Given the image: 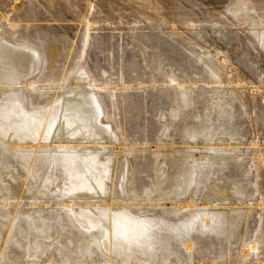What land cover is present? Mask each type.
Listing matches in <instances>:
<instances>
[{"label": "rangeland", "instance_id": "374dc122", "mask_svg": "<svg viewBox=\"0 0 264 264\" xmlns=\"http://www.w3.org/2000/svg\"><path fill=\"white\" fill-rule=\"evenodd\" d=\"M245 3L246 12L242 13L231 11L229 0H0V32L13 41L28 44L39 55L35 70L24 78L33 83L23 89L27 110L42 107L56 91L60 94L69 85L73 86L82 74L85 78L82 83L90 87L92 97L99 104L100 125L110 133L111 143L101 141L94 148L96 160L122 159L124 178L119 185V201L126 202L129 213L175 220L176 217L155 204L167 202L177 186L180 187L176 175L179 164L182 167L186 159L193 163L195 170L191 189L196 186L195 196L187 194L190 197L186 199H196L197 207L202 206L200 194L209 188L212 176L217 173L220 182L215 191H224L229 194L228 201L242 204L237 205L243 209L239 211L242 220L235 232L229 220L233 212H214V217L224 216L221 225L217 224L219 228L211 225L218 230H212L211 226L204 228L198 221L190 235L178 238L182 242L175 241L177 250L173 259L162 261L161 249H156L149 256L139 257L132 252L123 261L112 257L111 264H172L173 261L174 264H201L204 258L214 259L218 255L219 260L226 258L229 264H264V21H256L264 15V0H245ZM216 69L221 70V85L215 82ZM227 95L234 96V102L230 100L232 105L225 109H232L230 112L234 115L230 113L229 117L228 113L226 120L212 117V120L196 123L194 114L200 116L204 107L227 100ZM199 125L209 127L206 131L214 130V139L210 138L213 143H208L205 133L197 135L191 131V136L187 137L182 133L185 126L197 130ZM222 130H235L239 138L235 134L222 139L223 135L218 134ZM7 132L0 138V173L8 172V176L0 177L3 184L0 246L12 216L15 215V219L6 246L0 252V264H53V261L82 264L84 257L76 254L85 233L72 228L62 211L55 209L54 204L58 205L55 199L39 200L32 205L27 197L29 192L25 191L14 213L17 195H9L12 185L24 181L25 155L34 172L27 181L30 186L27 190L40 184L44 178L38 174L45 168L54 181L46 194H58L59 190L63 194L70 192V187L66 188V177L60 172V149L51 147V141H43L40 149L34 143L10 145L12 133ZM222 140L228 145L220 146L224 144ZM47 144L49 148L43 147ZM17 145L26 149H18ZM221 147H228L225 151L228 156L232 154V158L219 168L204 157L225 152H220ZM207 169L209 174L205 176ZM161 173L174 175L172 187L165 192L159 184ZM10 175L15 181H10ZM4 198L12 203L3 206ZM77 199L84 202L86 198ZM97 200L99 198H94ZM47 202L50 204H45ZM249 203L253 205L250 209ZM119 206L114 209L120 210L122 205ZM97 207L91 209L99 210ZM25 212L34 226L49 229L46 236L32 234V225L20 215ZM58 212L62 214L65 227L62 220L56 218ZM195 212L184 211L181 217ZM210 212L203 218L208 224L214 222ZM98 230L99 227L92 231ZM58 233L60 241L52 239ZM159 234L166 245L172 240L166 231ZM65 236L71 238V245L65 242ZM89 239L94 240L92 236ZM35 241L42 249L35 247ZM158 241L152 238V242ZM246 242L256 248L247 250ZM92 247L95 254L90 259L96 260L101 256L94 243ZM177 252L181 255L176 256ZM221 252L226 255L220 256Z\"/></svg>", "mask_w": 264, "mask_h": 264}, {"label": "bare ground", "instance_id": "6f19581e", "mask_svg": "<svg viewBox=\"0 0 264 264\" xmlns=\"http://www.w3.org/2000/svg\"><path fill=\"white\" fill-rule=\"evenodd\" d=\"M229 6L231 11L236 12L238 10L239 12L242 11V13H244L243 11L246 12L245 0H229ZM256 21L262 23L264 21V15L261 16L260 21L259 20ZM262 38H263L262 46L264 48V33H262ZM38 56L39 55L37 51L31 48L28 44L16 40L13 41L0 32V138H2V135H5V132L8 131L9 133H12L11 138L9 139H11L12 142L14 141V143L12 144L11 142L10 145L17 144L18 142L20 143L25 142L29 144L34 143L37 144L36 147L38 146L39 149L42 147L41 145L44 143L43 141L45 142L51 141L52 142L51 147H55L56 150L60 149L58 153L59 155H61L59 156L60 172L62 177H66V181L68 182L66 188L70 187L69 188L70 192L63 194L61 190H59L58 194H54V195L46 194L47 191L48 192L51 191L50 187L51 186L53 187L54 181L45 168L41 171V173L38 174L39 176L44 178L43 180L41 179L40 184H37L36 188L33 190H27L26 189V187L28 186L27 181L29 178H31L34 175V172L32 171L33 170L32 164L31 165L27 164L28 157L27 155H25L23 161L27 166V168L23 165V168H25L26 170L24 181L19 185L17 182L16 185H12L10 187L11 190H9L10 192L9 195L11 196L17 195L16 196L17 201L15 200L16 202L14 205V213L18 211L17 210L19 208L18 200H20L21 196L25 191L29 192L27 194V197L32 200L31 201L32 205L34 203L38 204L39 200H44L49 198L55 199L56 202L58 203V205L54 204L55 209L57 210L58 208L62 211V213L67 217L66 219H68L72 228H76L77 231L81 233H85L84 235L85 240H83L82 243L79 245L78 254L75 253L77 256L84 257V259L81 260L82 264H100L103 261H107L108 264H111L112 257H119L123 261V259L130 257L132 252H133L132 255H137L139 257L144 254L149 256L150 253L155 252L156 249L157 250L161 249L160 255L162 261H168L170 260V257L172 258L176 254L177 246L175 245V241H178V238H183L184 236L190 235L192 228L196 227V223L198 221H199V225L200 223H202L204 228L205 227L210 228V226L213 224H215V226L217 224L221 225V219H224V216L219 215L220 218L214 217V212L215 213L221 212L225 214H227L230 211L233 212V215L230 216L229 220L232 225V230L235 232L239 223L242 220V216L240 215L239 211L240 209H243L242 207H238L237 205L239 204L242 205V204L241 203L235 204L232 203L231 201H228L229 194H227L224 191H220V192L215 191L216 189L215 186H217V184L220 182L219 174L217 173H215L214 175L212 174L213 175L212 184L204 193L200 194L199 198L201 200L200 202L202 206L197 207L198 200L195 199L197 197L194 198L195 200L186 199L190 196L192 198L195 196L193 192L194 189L196 188L195 186V188L193 187V190L191 189V186L194 184L193 176L195 170L192 167L193 163L189 162L190 160L187 161L186 159L187 162L184 160L186 158V155H184L185 158L182 159L184 160L185 163H183L184 165L182 167H180L179 164L180 169L178 171V174L176 175V178L180 182V187L177 186L173 194L169 196L167 202L160 201L159 203L155 204V205L159 204L164 212H168V214L172 215L174 218L176 217L177 219L175 218V220L172 221L170 219L169 220L166 218L163 219V217H158V216L154 218H149V216L140 217L138 215H132L131 213H129V211L127 210L128 205L126 204V202L119 201V197H121L119 193V188H120L119 185L121 179L123 180L124 178V167H123L122 159L120 157L114 158L113 156L114 160L113 159L103 160V158H102L103 161L101 162L96 160V149L94 148H96L99 142L101 141H108L109 143H111L110 133L105 127L100 125L99 118H100L101 110L99 104L95 99V97H92L94 95L92 94L90 87L88 86L87 88L84 86V82L82 83L83 79H85L82 78V74L80 73L79 77L76 78L75 80L76 82L74 83L73 86L69 85L67 89L61 92L60 94L59 92L56 91L53 94L52 98H49L46 103L41 104L43 105L42 107L40 108L30 107V109L27 110V104L23 101L24 100L23 89L31 87L33 83L26 82L24 78L26 77V75H29L30 72L32 73V70H35L36 64L39 60ZM220 72L221 70L216 69V73L214 74V78L216 79L215 82H217L218 85H221L222 83L219 80ZM19 83H21L22 86H17ZM227 97H228L227 100L221 99L220 101H218L216 105H213L210 108L204 107L203 110L201 111L200 116L194 114V118L196 117L195 120L197 119L196 123H199L202 120L203 121L212 120V117L214 119L218 118L219 121L226 120L228 118L227 117L228 113L230 117V113H231L230 111L232 109L228 110L225 108L231 103V101L234 102V99H232V97L234 96L230 98L227 95ZM230 105H232V103ZM236 108L237 107L235 106V109ZM234 117L235 116H233L232 118L234 119ZM189 123H192V121H189ZM199 126L200 127H197L198 128L197 130H193L191 129V127L187 128L188 126H185L183 128L185 131H183L182 133L187 134L185 135L186 137L191 136L192 134L191 131H194L195 133H197V135L201 133H205V135L209 137V140L207 139L209 143V141L211 140L210 138H213L216 133L214 132V130L206 131L209 128L207 126H203V125H199ZM218 134L223 135L222 139H225L229 136H236L235 134H237L239 138V135L238 133H235V130L226 131V132L225 130H222L219 131ZM222 141H224L223 142L224 144L220 146L228 145V142H226V140H222ZM233 141H235V139H233ZM210 142L213 143V141ZM216 145L219 146V144ZM21 146L17 145V148L26 149V146L25 147L24 146L21 147ZM43 147L49 148V144L43 145ZM29 148L33 149L32 147ZM112 148L115 147L112 145ZM222 150L224 151L228 150V147L227 148L221 147L220 152ZM225 152L216 153L211 156H206L204 158H206L209 164L211 165L214 164L215 166L222 168L224 167V163L228 159L232 158L230 157L232 154L228 156L227 151ZM188 156L189 155H187V157ZM192 158L194 157L192 156ZM2 163L3 162H1V164ZM29 163H31V160L29 161ZM5 165L7 166V164ZM5 170L8 169L5 168ZM206 174H209L208 169L205 171L204 175L206 176ZM5 175L8 176V172H6L5 174L0 173V177ZM160 177L161 179H159V184L161 186L160 187L161 190H163L164 192L168 191L172 187V180L174 175L168 176L161 173ZM13 178H14L13 175H10V181L11 180L15 181ZM67 178H69V180H67ZM2 185H3L2 182H0L1 193L3 190V188L1 189ZM18 187L20 188L19 192L17 191ZM28 188H30V186H28ZM4 194H2V197ZM187 194H189L190 196L187 197L186 196ZM61 198L64 200H61ZM77 198H86V199L84 202H80L77 201L78 200ZM94 198H99V200L94 201ZM8 200L9 199L7 198L6 200L2 201L3 206H7V204L12 203V202L9 203ZM48 203L49 202L45 204L48 205ZM250 204L251 203H249L248 209H250V207L253 206ZM95 205L98 206L97 208L99 210L96 209L95 211L91 209L92 206L95 207ZM119 205H122V208L118 211L115 210ZM197 208L199 210L195 212ZM187 210L191 212L194 211L195 213L193 215L189 214V216L187 217L186 216L181 217L182 216L181 214ZM210 211H212L211 216L214 217V222L212 224H208V222L203 219L209 213H211ZM20 215H24L26 220L30 222V224L32 225L31 231H33L32 234L35 237L38 236L36 235L37 233H42L43 236H46L48 234V230H49L48 228L42 229L40 225L39 227L34 226L33 224L34 222L31 220L28 212H25ZM61 216L62 214L60 212L56 214V218L61 219ZM14 219H15V215L12 216L10 223H8L7 235L4 236L3 238V244L0 246V252L6 246L7 237L11 229L10 227L14 224L13 223ZM61 222L62 225H64L65 227L63 220ZM245 223H246V219H245ZM35 224H37V222ZM45 224L46 223H44L43 225ZM28 227L30 228L31 226ZM97 227H99L98 231H92ZM218 228L215 227L214 229L212 228V230L217 231ZM162 230L166 231L167 235L170 236V238L172 239L171 241H169V243L166 242L167 245L164 244L162 240V235L159 234L162 232ZM197 230H200V228ZM150 235H152L151 238H149ZM90 236H92L94 240H90L89 239ZM57 237H59V233L56 234L55 237L52 239L59 240ZM153 237L159 239L158 243L152 242ZM68 238L69 236L68 237L65 236V242L66 243L68 242V244L70 243L71 245V241H70L71 238L70 240ZM178 242H182V241H178ZM93 243L95 244L97 250H99V254L101 256V257L98 256V259L96 260L90 259L93 258V254H95L94 248L92 247ZM240 244H243V240L241 241ZM34 245L37 249L41 248L40 244L37 241H35ZM60 245H62V242ZM46 246L49 248L50 244L49 246L46 244ZM43 247L45 246L43 245ZM244 247L249 251H253L256 248V246L250 242H246ZM41 249L39 251H41ZM179 254L177 252L176 256H178ZM225 255L226 254L224 252L220 253V256L222 257H224ZM86 257L88 258L87 260ZM218 257L219 255L217 257L214 256V259L216 258L218 259ZM214 259L204 258L203 261L200 262L201 264H229V262L227 261L228 259L226 258L222 260L219 259L214 260ZM52 263L56 264V261H53ZM174 263L175 262L173 261L172 264Z\"/></svg>", "mask_w": 264, "mask_h": 264}]
</instances>
